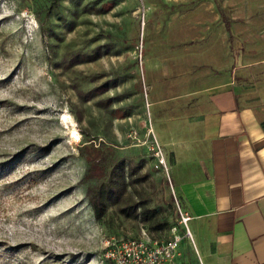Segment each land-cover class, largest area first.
Masks as SVG:
<instances>
[{
  "label": "rangeland",
  "instance_id": "obj_1",
  "mask_svg": "<svg viewBox=\"0 0 264 264\" xmlns=\"http://www.w3.org/2000/svg\"><path fill=\"white\" fill-rule=\"evenodd\" d=\"M249 31L245 47L263 56L264 0H0V264H111L113 238H188L171 183L130 134L146 140L152 119L156 136L171 135L174 87L197 68L190 42L241 45ZM85 145L136 170L101 221L83 183ZM137 204L154 218L120 213Z\"/></svg>",
  "mask_w": 264,
  "mask_h": 264
},
{
  "label": "crops",
  "instance_id": "obj_2",
  "mask_svg": "<svg viewBox=\"0 0 264 264\" xmlns=\"http://www.w3.org/2000/svg\"><path fill=\"white\" fill-rule=\"evenodd\" d=\"M240 36L241 45L190 42L196 71L174 87L171 135L157 134L168 149L166 178L190 217L176 253L192 264H264V54L244 45L255 32Z\"/></svg>",
  "mask_w": 264,
  "mask_h": 264
},
{
  "label": "trees",
  "instance_id": "obj_3",
  "mask_svg": "<svg viewBox=\"0 0 264 264\" xmlns=\"http://www.w3.org/2000/svg\"><path fill=\"white\" fill-rule=\"evenodd\" d=\"M96 52L91 59L102 55L99 50ZM103 54H108V49ZM85 152H88V155ZM81 154L86 158L88 165L83 179V183L87 185L86 195L95 218L101 221L111 206L119 205L124 201L129 188L134 183L136 170L127 163L126 159L116 157L111 149L85 145ZM138 181L140 180L136 182ZM120 213L126 218L142 221H149L155 216L154 211L144 209L141 204L122 208Z\"/></svg>",
  "mask_w": 264,
  "mask_h": 264
},
{
  "label": "built area",
  "instance_id": "obj_4",
  "mask_svg": "<svg viewBox=\"0 0 264 264\" xmlns=\"http://www.w3.org/2000/svg\"><path fill=\"white\" fill-rule=\"evenodd\" d=\"M130 137L146 145L149 156L152 158L154 168L163 172L170 180L169 162L161 143L158 141L152 121L146 127V140L141 142L138 130H133ZM183 223L187 225L190 217L182 216ZM189 235V232H187ZM180 238L176 237L173 243L165 244L164 242L153 241L149 237L140 239H111L107 242L106 259L111 264H176V250L180 243Z\"/></svg>",
  "mask_w": 264,
  "mask_h": 264
}]
</instances>
